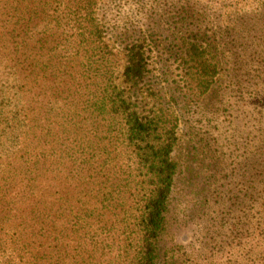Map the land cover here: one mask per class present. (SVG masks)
Here are the masks:
<instances>
[{
	"label": "trees",
	"instance_id": "1",
	"mask_svg": "<svg viewBox=\"0 0 264 264\" xmlns=\"http://www.w3.org/2000/svg\"><path fill=\"white\" fill-rule=\"evenodd\" d=\"M96 4L0 0V264H156L161 255L176 120L136 109L142 44L124 46L116 72ZM189 51L201 53L194 43ZM214 68L203 64L205 79ZM260 154L251 165L264 188Z\"/></svg>",
	"mask_w": 264,
	"mask_h": 264
},
{
	"label": "rangeland",
	"instance_id": "2",
	"mask_svg": "<svg viewBox=\"0 0 264 264\" xmlns=\"http://www.w3.org/2000/svg\"><path fill=\"white\" fill-rule=\"evenodd\" d=\"M96 18L116 72L124 46L142 44L136 109H167L177 124L156 264H263L264 188L251 160L263 161L264 0H97ZM203 64L215 65L208 79Z\"/></svg>",
	"mask_w": 264,
	"mask_h": 264
}]
</instances>
